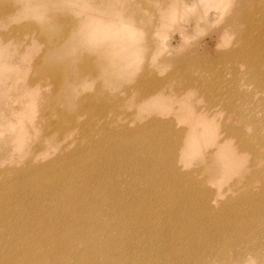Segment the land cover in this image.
Wrapping results in <instances>:
<instances>
[{
    "label": "rangeland",
    "instance_id": "1",
    "mask_svg": "<svg viewBox=\"0 0 264 264\" xmlns=\"http://www.w3.org/2000/svg\"><path fill=\"white\" fill-rule=\"evenodd\" d=\"M90 4L91 0H0V43L6 46L5 52L0 47V171L42 165L59 155H66L83 144L85 138L82 131L89 122H111L108 125L114 128L119 124H127L129 128H134L138 123L148 122L153 117L159 124L170 121L175 128L177 125L187 127L193 122L196 138L201 145L197 154L190 151L186 161L177 162L181 176L172 174L168 177L170 172L167 170L166 178L156 181L150 176L140 187L149 184L151 189L155 188V195L158 197L169 195L174 200L189 199L188 195L191 194L186 189L188 182L185 177L192 172L195 180L203 183L202 187L208 189L217 202L211 212L216 215V220L221 221H226L230 216L250 215L247 209L251 206L245 207L246 204H264L261 186V183L264 184V174L258 176L264 170V160H258L254 156L252 160L248 152L236 154L232 144L235 146L237 138L231 137L228 139L232 144L225 142L219 145L216 157L213 156L216 161L207 163L205 153L210 148H216V145L211 142L204 144L202 139L215 140L222 138L224 133H217L208 124H204L191 108L195 98L196 103L202 107L214 101L218 107L227 105L229 110L224 111L235 117L224 113L218 117L219 124L236 123V127L248 121L246 136L257 148L260 159L264 157V143L259 138L249 136L253 133L254 121L264 124V93L257 91L253 84H245L242 61L231 63L219 59V52L237 47L236 44L239 43L236 32L222 35L218 31L225 14L218 15L217 21L209 25L195 10L193 15L178 22H172L166 16L151 29L138 18L133 20L134 25L128 23V26L121 28L117 15H121L124 20L133 19L127 16V5L124 14L118 13L111 6L107 13V9H104L93 14ZM139 4L147 9L155 7L154 0H143ZM244 5V9L249 11V17L256 22L263 19L264 0H247ZM209 14L213 15L215 12L210 11ZM105 23L108 25H103ZM237 24L239 30L248 27V22L243 19L238 20ZM182 26H196V30L183 40L182 32L180 34ZM161 30H167L164 38L172 47L175 45L174 52L185 58L189 66H194V76H201V82H192L201 88L200 96L195 93L184 95L180 81L172 78L173 72L184 71L182 61L169 66L153 63L145 66L146 58L154 62L164 55ZM250 31L252 35L258 33L255 27H251ZM208 68L212 69V74L203 71ZM146 70L149 78L144 82L148 84L143 85L151 87L143 89L152 91L151 88L155 86L153 82L157 80V92L163 93L151 96L148 99L149 107L136 104L139 100L142 103L144 93L147 92L143 91V85L141 90L137 88L138 78ZM151 72L153 74L150 76ZM154 72L158 78L153 77ZM171 89L178 90L177 95L175 94L177 100L168 96V90ZM181 94L183 95L180 96ZM99 97H104L108 108L94 102ZM91 101L95 105L83 109L84 103L89 104ZM101 110L106 114L97 119L98 115L95 113ZM191 118L193 120L189 122ZM158 128L161 132L162 125ZM126 140L130 138L124 139L122 143ZM162 146L167 145L164 142ZM222 167L225 168L224 172ZM230 167L236 169V172L230 173ZM257 170L260 173L257 174ZM134 171L146 173L145 167L140 164L126 174L130 175ZM173 176L177 178H172ZM249 178L253 182L245 186L244 182ZM178 182L182 188L177 185ZM191 188L192 193L200 190ZM199 196L197 194L191 198L196 199L192 208L171 207L166 204L159 209L168 218V229L181 235L179 244H191L195 235L207 232L213 234L211 237L220 236L216 229L210 227L214 224L208 220L210 217L202 224L185 223L180 219L171 223L184 209L191 213L200 212V205L195 204L199 201ZM223 203L232 207L227 215L224 214L226 209L223 208ZM220 204L222 205L219 207ZM252 216L261 228L262 214L253 210ZM232 235L233 232L224 235V241L230 242V246L235 241ZM246 235L257 236L253 242L244 246L247 251L254 246L257 250L264 247L258 246L260 235L250 232ZM210 244L217 246L215 249L222 250L221 243L212 240ZM200 248L197 246L195 250L199 251ZM182 253L186 257L185 252ZM244 264H264V259L255 258Z\"/></svg>",
    "mask_w": 264,
    "mask_h": 264
},
{
    "label": "bare ground",
    "instance_id": "2",
    "mask_svg": "<svg viewBox=\"0 0 264 264\" xmlns=\"http://www.w3.org/2000/svg\"><path fill=\"white\" fill-rule=\"evenodd\" d=\"M141 1L143 0H91L90 8L93 14L104 9H107V13L111 6L117 9L118 13L124 14L127 5L129 8L127 16L133 19L124 20L121 15H117V22L121 28L128 26V23L134 25L133 20L138 18L151 29L166 16L172 22H178L193 15L192 12L195 10L209 25L217 21L218 15L225 14L218 31L222 35L236 32L239 43L236 44L237 47L219 52V59L231 63L242 61L245 84H253L257 91L264 93V49H262L264 48V16L263 19H258V22L249 17V11L244 9L247 0H154L153 9L142 7L139 4ZM210 11H214L215 14H209ZM240 19L248 22L247 28L239 30L237 21ZM103 20L104 18L102 22ZM103 25L106 26L108 23ZM251 27L257 28L258 33L252 35ZM181 30L180 34L182 32L181 35L185 40L196 30V26L184 27ZM166 34L167 30H161L162 38H166ZM165 38L162 40L164 55L154 62L146 58L145 66L150 63L169 66L182 61L184 71L173 72L172 78L180 81L184 95L195 93L200 96L201 88L192 82H201V76H194L193 72L196 70L194 66H189L185 58L179 57L174 52L175 45L172 47ZM0 47L5 52L6 46L3 43H0ZM203 71L212 74L210 68ZM147 74L146 70L138 78L137 88L149 78ZM151 74L153 73L151 72L150 76ZM154 74L153 77H157L155 72ZM167 81L171 83V80L167 79ZM156 82L157 80L153 82L155 86L151 88L152 91L148 90L149 92L143 88L149 89L151 86H145L147 82L143 85L145 86L142 87L143 91L148 93L143 92L144 96L141 91L144 99L142 103L139 100L137 105L149 107L148 99L151 96L163 94L157 92ZM177 91L168 90V96L177 100ZM94 102L108 108L104 97H99ZM93 105L95 104L92 101L89 104L85 102L82 107L89 109ZM227 107V105L218 107L216 101L202 107L196 103V98L192 100L191 108L202 122L208 124L217 133H224L222 138L215 140L202 139L204 144L211 142L216 145V148H210L205 153L207 163L216 161L213 156L216 157L219 145L225 142L231 143L228 139L231 137L237 138L235 146L231 143L236 154L248 152L252 160H254L253 156L258 160H264V157L260 159L257 148L246 136L248 121L236 127H234L236 123L219 124L220 115L229 113L233 116L230 112L224 111V109L229 110ZM104 112L101 110L92 113L98 115L97 119H101L106 114ZM184 117L188 119L187 115ZM156 120L152 117L148 122L138 123L134 128H129L127 124H119L114 128L108 125L111 122H102V124L98 121L89 122L82 131L85 138L83 144L66 155H59L42 165L23 166L14 171L1 170L0 264H244L255 258L264 259V247L257 250L254 246L250 251L244 248L257 238L246 235L248 232L260 235L261 241L258 246L264 245V204H246L245 207L251 206L247 209L250 215L230 216L226 221H221L216 220V215L211 212L217 202L208 189L202 187L203 183L195 180L192 172L187 173L185 177L188 182L186 189L192 195H188L189 199L174 200L169 195L158 197L155 195V188L151 189L149 184L144 187L139 186L150 176L156 181L166 178L167 170L170 172L168 177L172 174L181 176L177 162L186 161L190 151L197 154L200 149L201 144L196 138L193 122L186 127L178 126L177 121L175 128L170 121L159 124ZM192 120L193 118L189 122ZM96 122L98 124H95ZM159 125H162L161 132ZM252 127L253 133L249 136L259 138L258 140L264 143V124L254 121ZM127 138L130 140L122 143ZM164 142L166 147L162 146ZM140 164L145 167L146 173L134 171L130 175L126 174ZM224 171L225 168L222 167V172ZM228 171L234 173L236 169L230 167ZM262 174L264 170L258 176ZM252 182L253 180L250 181L249 178L244 183L248 186ZM177 185L182 188L180 182ZM261 186L264 195V184L261 183ZM191 187L200 190L192 193ZM197 194L200 196L195 204L200 205L198 207L200 212L191 213L184 209L171 223L180 219L185 223L202 224L210 217L208 220L214 222L210 227L216 229L220 236L211 237L213 234L207 232L195 235L191 244H179L181 235L168 229L170 228L168 218L162 215L159 209L166 204L171 207L192 208L196 199L191 198ZM227 205L229 204L223 203V208L226 209L225 215L227 211L232 210V207ZM253 210L262 214L261 228L256 218L252 216ZM231 232L235 239L232 246L229 245L230 242L224 241V235ZM206 237L209 238L204 240ZM212 240L221 243L222 250L215 249L217 246L210 244ZM197 246L201 247L199 251L195 250ZM182 251L185 252L186 257L183 256Z\"/></svg>",
    "mask_w": 264,
    "mask_h": 264
}]
</instances>
